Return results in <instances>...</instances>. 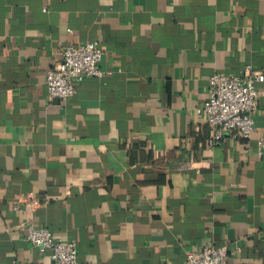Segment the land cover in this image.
<instances>
[{"label": "crops", "instance_id": "1", "mask_svg": "<svg viewBox=\"0 0 264 264\" xmlns=\"http://www.w3.org/2000/svg\"><path fill=\"white\" fill-rule=\"evenodd\" d=\"M90 40L110 73L50 99L59 50ZM247 65L254 131L208 147V78ZM28 222L79 264H184L206 245L264 264V0H0V264H50Z\"/></svg>", "mask_w": 264, "mask_h": 264}, {"label": "built area", "instance_id": "2", "mask_svg": "<svg viewBox=\"0 0 264 264\" xmlns=\"http://www.w3.org/2000/svg\"><path fill=\"white\" fill-rule=\"evenodd\" d=\"M57 55L45 76L50 99L65 101L75 94L85 78L104 77L110 73L99 67L103 50L96 40L66 45ZM262 79V74L248 65L241 75L214 73L209 76L207 97L197 109L211 128L208 147L221 144L227 137L247 139L251 135L259 99L256 83ZM23 203L33 205L35 200ZM12 209L25 211L18 205H13ZM24 237L40 255L48 258L50 264H79L75 243L54 238L45 227L28 222L24 226ZM184 264H230L228 247L206 245L199 250H187Z\"/></svg>", "mask_w": 264, "mask_h": 264}]
</instances>
